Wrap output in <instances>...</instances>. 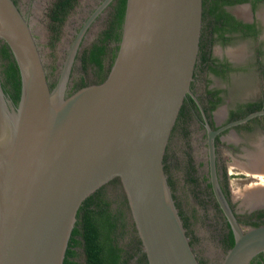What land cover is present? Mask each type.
I'll list each match as a JSON object with an SVG mask.
<instances>
[{
    "label": "water",
    "instance_id": "95a60500",
    "mask_svg": "<svg viewBox=\"0 0 264 264\" xmlns=\"http://www.w3.org/2000/svg\"><path fill=\"white\" fill-rule=\"evenodd\" d=\"M111 1L86 20L51 87L29 20L14 0H0V39L22 83L15 106L0 77V264H64L80 206L117 177L148 264H201L165 156L192 94L203 0H127L109 74L68 94L82 40ZM260 115L264 110L219 130L207 123L212 187L235 238L221 264H250L264 252V224L245 229L221 188L214 144L221 130Z\"/></svg>",
    "mask_w": 264,
    "mask_h": 264
},
{
    "label": "flooded vegetation",
    "instance_id": "af4514ba",
    "mask_svg": "<svg viewBox=\"0 0 264 264\" xmlns=\"http://www.w3.org/2000/svg\"><path fill=\"white\" fill-rule=\"evenodd\" d=\"M14 1L29 20L35 35L31 6L24 10L20 0ZM104 1L95 0L86 10L74 30V39L86 20ZM117 1L112 0L87 30L75 60V62L80 61L82 67L81 56L85 50L83 45L89 31L102 17H105L102 31L106 29L113 19ZM109 41V48L103 59L105 76L110 72L111 49L115 46V43ZM99 75L94 83L100 82ZM75 85L73 83L70 86L68 94ZM191 91L192 94H188L184 100L172 135L179 124L184 125L191 122L192 128L196 131V137L199 141L201 140L200 146L205 159L202 164L205 173L202 180L206 187V198L216 215L215 221L219 223L218 243L223 259L230 249L232 229L212 187L207 123L213 130H219L254 111L264 110V0H204L199 52ZM214 144L218 179L239 223L244 228L263 225L264 200L261 202L262 205L259 203L258 207L242 205L240 173L254 178L253 182L247 184L248 187L252 185L256 187H252L251 192L247 191L245 197L248 200L249 193L253 194L254 189L264 186V176L263 178L260 176L264 174V115L221 130L216 134ZM253 158H258L260 165L258 163L254 165ZM233 179L238 180L236 189L232 186ZM234 192H237L236 197ZM177 206L184 216V223L187 221L185 227L189 234L190 216L184 213L179 203ZM190 242L197 254L195 241L190 238ZM126 253L127 256L130 255L127 250ZM144 253V249L138 252L136 264H144L139 261ZM261 253V257L264 258V252ZM197 256L201 264H206L198 254ZM133 258L134 256H131L128 264ZM78 260L80 261V258ZM83 260L86 264L84 258Z\"/></svg>",
    "mask_w": 264,
    "mask_h": 264
},
{
    "label": "rangeland",
    "instance_id": "374dc122",
    "mask_svg": "<svg viewBox=\"0 0 264 264\" xmlns=\"http://www.w3.org/2000/svg\"><path fill=\"white\" fill-rule=\"evenodd\" d=\"M20 1L24 10L29 9V6H31L36 31L35 37L50 83L55 84L69 47L73 42L74 30L85 15L86 10L95 0H78L76 2L77 5L70 10L61 23L53 22L51 18V8L56 0ZM104 18H100L91 28L85 39L83 49L90 47L98 39L105 24ZM97 76L98 71L95 66L90 65L84 68L81 66L80 61L77 60L72 70L68 88L70 90V86L73 83L77 84L82 79L87 83H94ZM195 132L191 122L184 125L179 124L176 127L168 144L165 166L167 167L168 178L173 181V194L176 203H179L184 213L190 216V233L188 236L195 241L197 254L206 264H221L222 255L218 243L219 223L215 221L216 215L211 209V203L206 198V187L202 180L205 175L204 167L202 166L205 159L200 146L201 140L199 141ZM166 161H168L167 164ZM191 177L195 178V183L192 182ZM253 180L252 176L240 173V200L245 207L250 206L253 208L259 206V204H248L249 202L245 197L247 191L251 192L252 187L256 188L254 185L251 187L247 185ZM237 182V179L232 181V186L235 189L237 188ZM124 193L123 187L121 188L115 183L106 184L104 187V196L110 200L111 207L121 215L122 222L125 223L124 227L121 228L119 242L129 251L132 257L134 256L130 264H136V256L143 249V246L131 212L126 208ZM234 194L236 197L237 192H234ZM80 264H84L83 257L80 258Z\"/></svg>",
    "mask_w": 264,
    "mask_h": 264
},
{
    "label": "trees",
    "instance_id": "16d2710c",
    "mask_svg": "<svg viewBox=\"0 0 264 264\" xmlns=\"http://www.w3.org/2000/svg\"><path fill=\"white\" fill-rule=\"evenodd\" d=\"M76 2L77 0H56L51 8L52 19L58 23L63 22ZM126 6L127 0L117 1L110 24L100 33L98 39L82 53L83 67L95 66L98 74H100V82L104 81L107 77L103 74L105 70L103 59L109 48V40L115 43L114 48L111 49L112 60L110 61L109 69L112 67L117 55L122 38ZM0 77L6 96L17 106L21 98L22 89L20 70L10 47L6 42H2L1 39ZM88 84L90 83L82 79L74 86L70 94ZM54 85L52 83L51 87ZM165 169L167 172L166 166ZM191 179L192 182H196L195 178L191 177ZM168 180L173 190V181L170 178ZM109 183H115L122 188L119 177L111 180ZM104 187L105 185L91 194L80 206L66 250L64 264H80L78 258L81 257L85 259L86 264H128L131 255L127 256L125 248L119 242L121 228L124 227L125 223L122 222L121 215L111 207L110 200L104 196ZM123 196L126 208L130 211L125 193ZM181 216L184 220V216L182 214ZM186 223H184L185 226ZM230 235L231 248L235 240L232 231ZM261 254L256 255L250 264H264V258L261 257ZM139 261L144 264L148 263L145 253Z\"/></svg>",
    "mask_w": 264,
    "mask_h": 264
},
{
    "label": "bare ground",
    "instance_id": "6f19581e",
    "mask_svg": "<svg viewBox=\"0 0 264 264\" xmlns=\"http://www.w3.org/2000/svg\"><path fill=\"white\" fill-rule=\"evenodd\" d=\"M263 162V161H262ZM252 163L255 165L256 163H258L260 165V162H258V158H253ZM264 166V164H263ZM264 200V186L262 188V192L261 189H254L253 194L250 196L248 195V202L249 204H253V205H257V204H261V202H263Z\"/></svg>",
    "mask_w": 264,
    "mask_h": 264
}]
</instances>
